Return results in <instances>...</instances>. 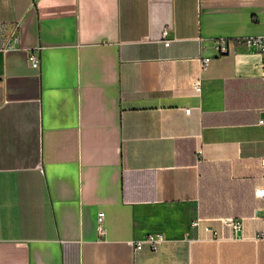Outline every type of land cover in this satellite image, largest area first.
Listing matches in <instances>:
<instances>
[{
	"label": "crops",
	"instance_id": "obj_1",
	"mask_svg": "<svg viewBox=\"0 0 264 264\" xmlns=\"http://www.w3.org/2000/svg\"><path fill=\"white\" fill-rule=\"evenodd\" d=\"M252 35L264 0H0V264H264Z\"/></svg>",
	"mask_w": 264,
	"mask_h": 264
},
{
	"label": "built area",
	"instance_id": "obj_2",
	"mask_svg": "<svg viewBox=\"0 0 264 264\" xmlns=\"http://www.w3.org/2000/svg\"><path fill=\"white\" fill-rule=\"evenodd\" d=\"M169 29L164 28L162 31L163 35V41L165 44H168L170 41V38L168 37ZM216 47L219 53H226L229 50L228 44L230 42L229 38L227 37H219L216 39ZM239 42L244 43L247 46L253 47L257 49V51L261 55V75L264 79V35H252L248 37H244L239 40ZM30 63L33 67H37L39 64V59L37 56L31 54L29 56ZM211 57L210 56H204L200 58V67L202 70L207 69V67L210 64ZM193 87L196 91L201 90V80L200 77H197L193 81ZM185 111H189V108H186ZM259 123L264 124V119L260 118ZM260 165H261V175L264 178V155L260 158ZM255 196L259 198H264V183L260 184L258 187H256ZM260 218L264 224V212L260 215ZM104 211L100 210L97 214V227L100 233L105 232V226H104ZM222 223L227 226L228 228L232 230H237L242 227V218L239 217H233V216H226L222 218ZM200 225V218L197 217L194 220L191 221V226L194 228H198ZM204 229L207 231H211L214 238L219 237V230L212 227L211 225H204ZM257 239L264 238V227L262 229H259L256 234ZM164 240V235L161 232H148L143 237L138 239H132L130 240V243L134 247V249H140L144 245H148L150 249L156 250L159 246V244Z\"/></svg>",
	"mask_w": 264,
	"mask_h": 264
}]
</instances>
